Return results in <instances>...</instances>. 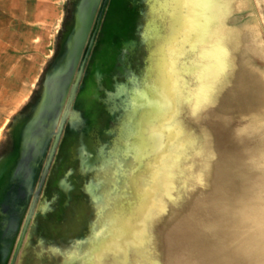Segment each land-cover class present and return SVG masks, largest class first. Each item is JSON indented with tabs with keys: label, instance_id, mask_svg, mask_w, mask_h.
I'll list each match as a JSON object with an SVG mask.
<instances>
[{
	"label": "rangeland",
	"instance_id": "rangeland-1",
	"mask_svg": "<svg viewBox=\"0 0 264 264\" xmlns=\"http://www.w3.org/2000/svg\"><path fill=\"white\" fill-rule=\"evenodd\" d=\"M72 1L74 10L77 1ZM160 2H132L134 23L113 39L106 33L110 0H100L42 159L13 214L9 250L0 264H90L95 244L108 237L109 210L114 213L132 198L128 188L141 132L174 135L151 173L142 248L132 250L127 264H242L222 242H212L209 230L219 232L221 222L232 225L236 201L244 195L242 177L264 167V0H214V43L183 49L166 42L171 14L158 10ZM55 11L52 7L51 16ZM63 20L36 47L21 50L38 76L23 80L22 98L6 99L0 156L10 151L11 125L44 90L71 22L63 25ZM162 54L182 67L171 114L151 122L148 109L140 106L137 131L122 133L128 91L158 82ZM100 62L104 69L99 84H93ZM89 88L97 89L96 99L85 97ZM76 108L83 122L72 128Z\"/></svg>",
	"mask_w": 264,
	"mask_h": 264
},
{
	"label": "bare ground",
	"instance_id": "bare-ground-1",
	"mask_svg": "<svg viewBox=\"0 0 264 264\" xmlns=\"http://www.w3.org/2000/svg\"><path fill=\"white\" fill-rule=\"evenodd\" d=\"M76 1L73 19L64 32L61 51L46 73L45 87L38 98L39 101L32 105L29 112L17 116L10 127L13 138L10 151L0 156V260L9 250L15 222L13 214L22 206V193L42 159L45 150L43 148L57 121L72 80L74 64L78 59L85 31L100 3V0ZM137 1L110 0L107 15L110 20L106 25V33L110 38L120 39L123 33H128V27L136 19L132 2L136 4ZM158 10L171 14L170 32L166 37L168 44L183 49L198 42H204L205 46L214 43L218 30L214 0H161ZM160 57L158 82L144 88L133 87L128 91L126 105L129 117L121 126L122 133L137 131L136 112L140 106L148 109L147 116L151 122L157 117L171 114L177 101L178 90L182 86V67L178 66L171 56L162 54ZM103 69L104 66L100 62V67L96 69L91 80L93 84L98 83ZM206 69V66H203L199 70L201 77L206 74ZM97 93L96 88H89L85 97L94 100ZM78 121L83 122V115L81 110L76 108L71 121L72 128ZM173 135L156 132L146 136L141 132L139 142L135 145L134 161L138 165L146 166V171L151 173L157 169V161L168 149V142ZM84 151L85 148L82 149V152ZM152 192L153 187H150L129 198L127 205L125 203L116 207L106 223L105 232L108 237L95 244L90 255V264H127L132 250L142 248L144 233L148 230L145 209Z\"/></svg>",
	"mask_w": 264,
	"mask_h": 264
},
{
	"label": "crops",
	"instance_id": "crops-1",
	"mask_svg": "<svg viewBox=\"0 0 264 264\" xmlns=\"http://www.w3.org/2000/svg\"><path fill=\"white\" fill-rule=\"evenodd\" d=\"M60 1L0 0V130L8 120V96L22 98L23 80L32 81L38 76L37 67H31L30 56L22 55L21 50L36 47L45 32L60 25L66 3ZM52 7L56 9L53 16Z\"/></svg>",
	"mask_w": 264,
	"mask_h": 264
},
{
	"label": "clouds",
	"instance_id": "clouds-1",
	"mask_svg": "<svg viewBox=\"0 0 264 264\" xmlns=\"http://www.w3.org/2000/svg\"><path fill=\"white\" fill-rule=\"evenodd\" d=\"M253 171L259 174L242 177L244 195L236 201L232 225L221 222L219 232L209 230L212 242H222L242 264H264V167Z\"/></svg>",
	"mask_w": 264,
	"mask_h": 264
},
{
	"label": "water",
	"instance_id": "water-1",
	"mask_svg": "<svg viewBox=\"0 0 264 264\" xmlns=\"http://www.w3.org/2000/svg\"><path fill=\"white\" fill-rule=\"evenodd\" d=\"M77 3V2H76ZM76 6V4H75ZM75 11V7L73 10V13ZM39 101V100H38ZM37 101V102H38ZM146 166L144 165H138L135 163L134 168L132 170V173L130 175V185L128 190L131 191L130 195L131 197L136 196L137 194L141 193L142 191H146V189L152 187L151 182V173L146 171ZM127 205V204H125ZM127 207V206H125ZM111 210H109V215H111Z\"/></svg>",
	"mask_w": 264,
	"mask_h": 264
},
{
	"label": "trees",
	"instance_id": "trees-1",
	"mask_svg": "<svg viewBox=\"0 0 264 264\" xmlns=\"http://www.w3.org/2000/svg\"><path fill=\"white\" fill-rule=\"evenodd\" d=\"M72 13H73V1L72 0H66L65 3V14H64V20H63V25H65L69 20L72 18ZM62 31H63V26L60 28L57 36V41L61 39L62 36Z\"/></svg>",
	"mask_w": 264,
	"mask_h": 264
}]
</instances>
